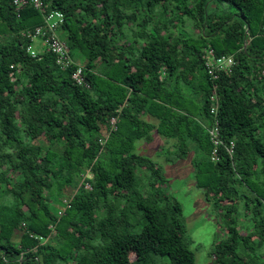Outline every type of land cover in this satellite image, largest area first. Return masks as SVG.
<instances>
[{"label":"trees","instance_id":"16d2710c","mask_svg":"<svg viewBox=\"0 0 264 264\" xmlns=\"http://www.w3.org/2000/svg\"><path fill=\"white\" fill-rule=\"evenodd\" d=\"M14 1L0 0V264H195L161 166L134 152L155 136L223 232L211 264H264V0ZM52 13L66 66L33 49ZM207 49L230 75L207 74Z\"/></svg>","mask_w":264,"mask_h":264},{"label":"rangeland","instance_id":"374dc122","mask_svg":"<svg viewBox=\"0 0 264 264\" xmlns=\"http://www.w3.org/2000/svg\"><path fill=\"white\" fill-rule=\"evenodd\" d=\"M188 25L189 23L186 22V28ZM58 36L65 41L62 32H59ZM33 49L37 52L42 51L39 39L34 40ZM74 60L81 65L84 63L83 59H77V57H74ZM154 139L149 144L143 140L135 142L134 152L137 155L157 161V164L161 166L163 175L167 178L170 185L171 195L182 207V222L186 230V237L191 241L189 249L194 254L195 264H211V255L214 252L213 243L216 240L215 236L219 237L223 232L218 223L214 221L211 207L205 203L202 192L194 187L189 160H177L174 163L165 162L166 154H164V157H158L156 151L166 140L159 136H155ZM190 158L191 155H189ZM81 177L83 179V176ZM73 182L75 186L80 184L76 179ZM153 259L159 264H169L167 257H153Z\"/></svg>","mask_w":264,"mask_h":264},{"label":"built area","instance_id":"2783aa9c","mask_svg":"<svg viewBox=\"0 0 264 264\" xmlns=\"http://www.w3.org/2000/svg\"><path fill=\"white\" fill-rule=\"evenodd\" d=\"M32 3L33 6L40 11L44 12L45 8L41 5V3L38 0H15L14 4L16 5L17 9L22 8L23 5ZM18 11V10H17ZM53 17L58 19L59 23L62 21V14L60 13H52L50 14L44 22L43 27H38L34 34L33 39H41L43 40L45 44V50L47 52L51 51L52 53L56 54L58 56V62H61L64 66L67 65V56L65 54L67 50V46L65 42L60 41L55 36V28L57 25V22L53 20ZM49 35V36H48ZM32 56H36V53L31 50ZM205 67L206 72L209 76H211L212 79H217L219 73L230 75L232 69V65H234L233 59L231 57H215L214 52L212 49H207L205 52ZM264 74V73H263ZM72 78L81 86L84 85L83 79L81 77L80 70L78 69L76 73L72 75ZM217 97L211 96V106H210V114L215 115L217 112ZM115 120L111 119V123H114ZM209 134L214 138V144H218L217 136L219 134V125L218 122L215 121L213 126L208 129ZM228 154H233V144L230 143L229 147L227 148ZM87 187V186H86Z\"/></svg>","mask_w":264,"mask_h":264}]
</instances>
